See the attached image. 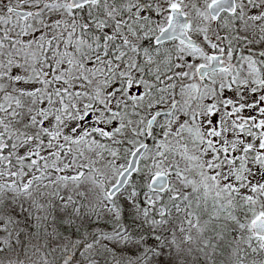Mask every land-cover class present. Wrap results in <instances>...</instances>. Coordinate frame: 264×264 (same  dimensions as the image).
Here are the masks:
<instances>
[{
    "label": "snow or ice",
    "instance_id": "snow-or-ice-1",
    "mask_svg": "<svg viewBox=\"0 0 264 264\" xmlns=\"http://www.w3.org/2000/svg\"><path fill=\"white\" fill-rule=\"evenodd\" d=\"M0 264H264V0H0Z\"/></svg>",
    "mask_w": 264,
    "mask_h": 264
}]
</instances>
